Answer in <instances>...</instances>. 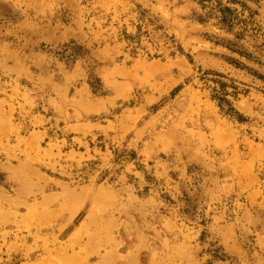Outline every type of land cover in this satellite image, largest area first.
I'll return each mask as SVG.
<instances>
[{"label":"rangeland","instance_id":"obj_1","mask_svg":"<svg viewBox=\"0 0 264 264\" xmlns=\"http://www.w3.org/2000/svg\"><path fill=\"white\" fill-rule=\"evenodd\" d=\"M0 264H264V0H0Z\"/></svg>","mask_w":264,"mask_h":264},{"label":"crops","instance_id":"obj_2","mask_svg":"<svg viewBox=\"0 0 264 264\" xmlns=\"http://www.w3.org/2000/svg\"><path fill=\"white\" fill-rule=\"evenodd\" d=\"M39 96V95H38ZM37 96V97H38ZM40 96H42V94H40ZM47 99V98H46ZM41 106H37V108H36V111L37 112H40V113H42V114H45L44 112H43V110H44V108H45V106H43V104H40ZM48 108H49V110H50V113H48L49 115H47V116H49V117H53V119L50 121V122H47L46 124H45V126L44 127H42L41 129H43V128H47L48 130H49V133H50V137H52V138H55V132H56V130H54V128L56 127V121H55V118H58V119H62V117L58 114V113H55V107L54 106H47ZM60 107H63V108H65V109H67L68 108V106H60ZM71 108H73V107H71ZM27 124V126H30V123H26ZM59 124V127L60 128H62V127H64V124H63V122H59L58 123ZM59 134V133H58ZM45 142H47V140H45ZM54 191H60L59 189H54ZM21 212H24V211H21ZM70 226V225H69ZM69 226H67L65 229H68L69 228ZM65 231V230H64Z\"/></svg>","mask_w":264,"mask_h":264}]
</instances>
